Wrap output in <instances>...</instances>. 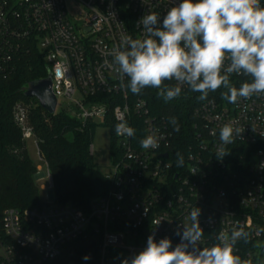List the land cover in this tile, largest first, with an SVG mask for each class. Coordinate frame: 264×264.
Returning <instances> with one entry per match:
<instances>
[{
    "label": "built area",
    "instance_id": "2783aa9c",
    "mask_svg": "<svg viewBox=\"0 0 264 264\" xmlns=\"http://www.w3.org/2000/svg\"><path fill=\"white\" fill-rule=\"evenodd\" d=\"M181 2L0 0V75L10 76L16 58L29 45L36 47L52 74L57 110L68 109L83 125L112 126L116 143L115 166L104 174L111 188L93 201L88 213L54 201L4 211L0 264L53 262L88 229L100 236L91 264H122L119 255L130 259L138 254L150 235L157 242L169 238L173 247L179 244L176 232L191 223L194 207L201 210L200 247L219 243L221 232L230 236L242 230L247 235L234 245L241 264H257L258 251L264 254V94L229 103L221 97L224 88L217 98L202 102L193 112L195 140L178 165L170 156V121L154 114L146 99H134L121 87L113 50L122 37L142 38L143 16L155 12L162 24L167 10ZM230 81L239 88L251 77L232 74ZM189 91L185 85L181 94ZM14 120L25 140L33 138L23 105L15 106ZM122 121L135 129L133 137L117 135L115 126ZM225 124L241 130L227 145L219 137ZM148 135L158 139V147H141ZM221 148L228 153L223 158ZM244 150L251 155L248 162L236 157ZM47 177L53 191L48 168ZM259 264H264L263 256Z\"/></svg>",
    "mask_w": 264,
    "mask_h": 264
},
{
    "label": "clouds",
    "instance_id": "9594fccd",
    "mask_svg": "<svg viewBox=\"0 0 264 264\" xmlns=\"http://www.w3.org/2000/svg\"><path fill=\"white\" fill-rule=\"evenodd\" d=\"M148 13L139 21L144 29L142 38L122 37L121 45L113 50L114 64L121 87L138 95L144 88L158 89L157 96L165 101L178 98L183 86L199 93L204 100L221 87L222 99L237 103L264 94V6L261 0H182L163 17ZM232 74L251 77L239 88L232 85ZM127 78V84L124 83ZM165 81H175L174 86ZM176 124V118H171ZM176 130H179L178 124ZM117 135L133 137L135 129L122 121L115 126ZM241 130L231 124L221 127L222 144L233 142ZM144 149L158 147V139L148 135L140 141ZM223 148L218 155H227ZM178 165L183 157L177 153ZM201 210L194 207L191 223L177 231L181 242L175 247L169 238L158 242L147 238V246L122 264H241L234 254L236 241L247 234L221 232L219 243L200 247L203 230L199 223ZM90 257L85 256L87 260Z\"/></svg>",
    "mask_w": 264,
    "mask_h": 264
},
{
    "label": "trees",
    "instance_id": "16d2710c",
    "mask_svg": "<svg viewBox=\"0 0 264 264\" xmlns=\"http://www.w3.org/2000/svg\"><path fill=\"white\" fill-rule=\"evenodd\" d=\"M27 48L16 58L14 72L7 78L0 75V223L7 209L25 210L42 205L36 183L38 170L28 155L22 129L14 120V108L18 104L27 109L28 125L39 156L53 180L56 205H69L88 213L93 201L107 195L111 188L91 151L96 124L83 125L68 109L50 115L36 99L24 96L23 89L34 81L46 79L49 69L36 47ZM164 84L172 86L170 81ZM223 89L210 92L204 100L198 99L199 93L189 91L165 101L157 96L158 89L151 87L144 88L138 95L130 90L128 93L134 99H146L154 114L170 121L174 134L170 156L178 164L177 153L184 159L195 140L194 110L205 100L217 98ZM173 117L176 124L171 120ZM113 156L115 159V149ZM240 156L245 162L251 158L245 150L236 154L237 158ZM99 243L100 236L88 229L77 241L67 245L55 261L47 264H91ZM85 256L90 258L85 260Z\"/></svg>",
    "mask_w": 264,
    "mask_h": 264
},
{
    "label": "rangeland",
    "instance_id": "374dc122",
    "mask_svg": "<svg viewBox=\"0 0 264 264\" xmlns=\"http://www.w3.org/2000/svg\"><path fill=\"white\" fill-rule=\"evenodd\" d=\"M62 102L64 103L63 100ZM58 110H61V108ZM115 144L113 127L105 123L96 124L92 137L93 158L102 174H108L115 166L113 156ZM26 148L30 159L38 170L36 183L39 191V201L43 205L49 204L55 200V197L51 193L50 183L47 177V165L39 156L35 138L26 140ZM262 256L264 261V254L262 249H260L258 251L257 264H259ZM119 257L123 261L128 258V254H121Z\"/></svg>",
    "mask_w": 264,
    "mask_h": 264
},
{
    "label": "water",
    "instance_id": "95a60500",
    "mask_svg": "<svg viewBox=\"0 0 264 264\" xmlns=\"http://www.w3.org/2000/svg\"><path fill=\"white\" fill-rule=\"evenodd\" d=\"M22 92L25 97L36 99L39 106L50 115L56 113L57 99L52 91V74L49 69L46 79L30 83ZM51 193L53 194V191Z\"/></svg>",
    "mask_w": 264,
    "mask_h": 264
}]
</instances>
